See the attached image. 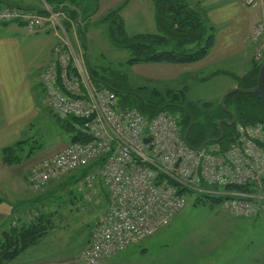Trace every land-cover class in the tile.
Listing matches in <instances>:
<instances>
[{
    "label": "built area",
    "instance_id": "built-area-1",
    "mask_svg": "<svg viewBox=\"0 0 264 264\" xmlns=\"http://www.w3.org/2000/svg\"><path fill=\"white\" fill-rule=\"evenodd\" d=\"M242 2L261 10L249 35L259 62L264 59V0ZM43 21L35 12L0 9V23L19 22L36 30ZM78 59L59 42L40 81L45 107L58 120H80L73 129L83 140L35 164L26 182L39 191L75 176L74 192L98 210L80 253L84 264L104 262L170 224L186 206L179 188L202 192L200 184L254 183L257 193H223L228 198L221 209L232 218L264 220L263 123L237 124L235 140L224 151L192 149L183 140L177 115L159 112L147 119L135 109L122 110L112 91L88 84ZM100 159V166L80 175Z\"/></svg>",
    "mask_w": 264,
    "mask_h": 264
},
{
    "label": "rangeland",
    "instance_id": "rangeland-1",
    "mask_svg": "<svg viewBox=\"0 0 264 264\" xmlns=\"http://www.w3.org/2000/svg\"><path fill=\"white\" fill-rule=\"evenodd\" d=\"M43 1L47 6L45 11L48 14V17H44L45 21H49L55 28L56 34L60 37L58 43L66 44L82 62L86 79L92 87L88 76V66L103 75L105 72L107 75L104 76H113L114 79L118 77L122 79L124 76V84L128 87L156 88L161 92L169 89L183 90L184 99H181L182 102L192 103L200 106L201 109L209 110V107H205L207 103L218 108L223 94L230 90V86L237 87V83L232 77H242L252 68L253 62L258 63L254 59V51H247L239 76L229 74V72L211 70V72H204L201 76L197 74L185 82L179 80L158 84L154 80L153 74L144 76L137 73L135 65L125 64L129 57L128 51L111 44L107 24L100 22L106 12L122 5L119 12L127 36L157 33L151 0H64L52 4L47 0ZM125 1L126 3L123 4ZM230 1H235L234 5L239 4L240 9L236 11V14L240 12L245 15L242 18L248 21L253 20L254 14L261 15L258 6L251 8L245 5L242 0ZM110 5H112L111 8L107 10ZM84 9L85 11L94 9L95 12L90 15L91 20L89 17L86 20L82 19L85 17L82 12ZM71 10L75 11V17L69 19ZM195 10L201 12L214 35V27L208 22L206 12L198 7ZM77 11L79 13L76 15ZM1 24L6 23L1 22ZM209 74L211 77L204 79ZM200 78L204 80H199ZM186 82L189 83L184 86L183 84ZM35 88L33 117L29 119L31 122H28L30 124L20 126L21 128L18 130L15 126L14 130H8L7 125H0L3 147L19 141L24 143L20 164L4 166L1 162L0 230L8 225L14 227L18 225L19 221L28 220L27 217L32 210L49 208L50 212L56 211L57 215H60L58 219L54 217V227L49 235L23 251L24 254H19L14 260L21 257V261L27 263L36 261L34 264H84L80 259V253L85 247L83 246L84 240L89 236L88 232L96 216L95 212H89L90 208L80 202L71 203L68 192L73 190V186L65 182L67 177L51 182L39 191L30 188L26 182V178L35 164L58 153L65 145L69 144L70 140V134L64 132L60 126L59 121L61 120L54 118L42 104L45 99L42 87L39 88L36 85ZM2 111L1 120L4 122L5 110ZM190 123L192 125L193 121ZM10 128H13V125ZM28 152L31 153L30 157H26ZM80 208L84 209L85 212H81L83 214L77 212ZM250 220L252 219L229 217L218 205L194 206V198L186 197V206L177 221L174 224L171 222L173 225L170 223L157 230L154 235L139 244L127 247H133L127 254V258L133 256L137 261L144 260L145 264H175L184 257L183 255H186L187 260H193L195 253L182 254L177 251L195 245L199 246V250H214L220 258L225 255L224 253H234L236 257L232 264L247 261L250 264H263L264 220L255 219L254 222ZM167 228L169 229L166 231ZM164 230L165 233H163ZM32 259L33 261H31Z\"/></svg>",
    "mask_w": 264,
    "mask_h": 264
},
{
    "label": "trees",
    "instance_id": "trees-1",
    "mask_svg": "<svg viewBox=\"0 0 264 264\" xmlns=\"http://www.w3.org/2000/svg\"><path fill=\"white\" fill-rule=\"evenodd\" d=\"M64 0H47L48 3L63 2ZM72 1V0H71ZM154 7L155 25L157 33L137 34L127 36L124 30V23L120 16L122 5L110 9L100 19V22L107 24L108 37L114 47L126 49L129 57L126 65L136 64H191L204 59L214 42L212 28L207 25L204 16L198 10L191 8L184 0H151ZM126 1L123 3L125 4ZM7 8L0 3V9ZM9 8V7H8ZM53 9V8H52ZM71 12V11H70ZM86 20L95 11L92 9L82 11ZM38 15L48 17L47 12ZM83 14V15H84ZM69 19L75 17V13H69ZM204 18V19H203ZM83 20V21H84ZM9 24V23H6ZM1 24V25H6ZM262 60L261 62H263ZM261 62H253L252 68L242 77H232L238 88L250 89L256 84V76ZM88 66V65H87ZM88 68L90 82L97 88H106L112 91L119 107L124 109H135L147 119L153 118L159 112H167L178 115V123L182 135L193 121L186 135V144L192 149H199L205 142L204 149L210 147L219 148L224 151L235 140V126L237 124L249 125L256 122L264 124V112L259 99L254 94L233 92L225 98L224 104L236 118L235 124L230 125L223 122L221 125L222 137L218 129V121L231 120L220 104L213 107L206 104L209 110L201 109L192 103L182 102L184 99L183 90L172 89L159 91L156 88L127 86L124 84V76L114 79L107 77L92 67ZM212 106V107H211ZM61 128L70 134L69 144L82 142L81 136L74 131L73 126L81 121L68 118L59 121ZM24 143L19 141L1 150L2 163L5 166L20 164L22 161ZM30 152L26 157H30ZM102 160L95 162L90 167L84 169L80 175L90 172L93 167L100 166ZM67 184L75 183V176H68L65 179ZM179 188V187H178ZM202 192L192 189L179 188V191L186 197L194 198L195 205H218L228 198L223 195L225 192H245L257 193L254 183L245 185H227L219 187L216 185L200 184L198 187ZM264 190V187H263ZM210 192V193H207ZM72 204L80 202L84 204L74 190L68 192ZM56 211L50 212L49 208L32 210L28 220L19 221L18 225L7 226L0 230V264H7L13 261L23 251L36 245L54 227V217Z\"/></svg>",
    "mask_w": 264,
    "mask_h": 264
},
{
    "label": "crops",
    "instance_id": "crops-1",
    "mask_svg": "<svg viewBox=\"0 0 264 264\" xmlns=\"http://www.w3.org/2000/svg\"><path fill=\"white\" fill-rule=\"evenodd\" d=\"M4 1L26 8H37L40 10H45L47 8L43 0ZM184 1L193 9H197V7L200 9L202 8L203 11L206 12V18L209 20L208 22L214 27V42L208 55L203 60L191 64L135 65L134 67H136L137 73L144 76L153 74V78L158 84L176 82L179 80L185 82V80H190L197 74L201 76L204 72H211V70L214 72H229V74L239 76V72L242 70L243 60L246 59V57L244 58L245 54H247V51L251 52L253 50L252 43L249 39V33L252 31L253 26L259 21L261 15L254 14L252 16L253 20L248 21L242 18L245 17V15H242L240 12L236 14V11L240 9L239 4L234 5L235 1L231 2L230 0ZM111 6L112 5H110L107 10H109ZM71 11L73 13L75 12L73 10ZM78 13L77 11L76 15ZM89 18V20H91V17ZM59 40L60 37L56 34L55 28L49 21H44L36 30H28L19 22H10L6 25H0V125H7L8 130H14L15 126L16 130H18L21 128L20 126L23 127L30 124L28 122H31L29 119L33 117L32 107L33 94L36 90L35 87L36 85H38L39 88L41 87V73L51 62L53 47ZM211 74L204 77V79L210 78ZM204 79L200 78L199 80ZM188 83L186 82L183 85L187 86ZM233 87L235 86H230V89ZM185 89H187V87H185ZM42 104L45 106L44 103ZM3 109L5 110L4 122L1 120ZM12 125L13 128H10ZM1 138L2 133H0V167L2 162L1 150L3 148ZM78 211L81 213L84 209L80 208L77 212ZM89 212H95V215L97 213L96 208H90ZM181 212L173 219V224L181 216ZM55 218H60V215H55ZM256 220L252 219L250 221L254 222ZM168 229L169 228H167L166 231ZM166 231L164 230L163 233ZM48 235L49 233L46 237ZM87 241L88 238L84 240L83 246H85ZM198 247L199 246L192 245V247L189 246L178 250L177 252H181L182 254L195 253L193 256L194 259L187 260L186 255H183L184 257L180 258L175 264H232L236 257L234 253H224L225 255L220 258L219 254H216L214 250H199ZM131 249H133V247L120 251L114 257L102 262V264H145V261L142 259L137 261L133 256L127 258V254L130 253ZM21 260L22 258L18 257L9 264H34L36 262L27 263ZM31 261H33V259ZM237 264L250 263L247 261Z\"/></svg>",
    "mask_w": 264,
    "mask_h": 264
},
{
    "label": "water",
    "instance_id": "water-1",
    "mask_svg": "<svg viewBox=\"0 0 264 264\" xmlns=\"http://www.w3.org/2000/svg\"><path fill=\"white\" fill-rule=\"evenodd\" d=\"M0 3H2L4 6L9 7V8L20 9V10H24V11H33V12H39V13H45L46 12L45 10H40L37 8H26V7L18 6L16 4H13L11 2H7L4 0H0ZM233 92H242V93H248V94L256 95L260 101L262 110L264 112V61L261 63V65L258 69L257 76H256V84L253 88L242 89V88L234 87V88L228 90L227 92H225L223 94V96L220 100V105L223 108V110L229 116H231V120L224 119V120L218 121L217 125H218V129L220 130V136H219V138H217L215 140H219L222 137L221 125L223 122H226L230 125L235 124V121H236L235 116L230 111L227 110V108L225 107V104H224L225 98ZM190 127H191V123L183 134V140L185 143H186V135H187ZM206 143L207 142H205L199 149H202L206 145Z\"/></svg>",
    "mask_w": 264,
    "mask_h": 264
}]
</instances>
